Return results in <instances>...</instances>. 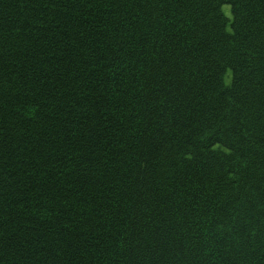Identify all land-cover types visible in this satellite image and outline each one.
<instances>
[{"label":"trees","instance_id":"obj_1","mask_svg":"<svg viewBox=\"0 0 264 264\" xmlns=\"http://www.w3.org/2000/svg\"><path fill=\"white\" fill-rule=\"evenodd\" d=\"M0 264H264V0H0Z\"/></svg>","mask_w":264,"mask_h":264},{"label":"rangeland","instance_id":"obj_2","mask_svg":"<svg viewBox=\"0 0 264 264\" xmlns=\"http://www.w3.org/2000/svg\"><path fill=\"white\" fill-rule=\"evenodd\" d=\"M222 10L224 12L225 15L229 16L230 15V6L229 5H223L222 6ZM230 73L228 71V74L227 76L225 77V80L227 81L228 80V77H229Z\"/></svg>","mask_w":264,"mask_h":264}]
</instances>
